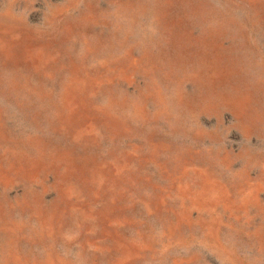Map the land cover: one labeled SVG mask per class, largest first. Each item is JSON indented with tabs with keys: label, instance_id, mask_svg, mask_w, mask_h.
Instances as JSON below:
<instances>
[{
	"label": "rangeland",
	"instance_id": "1",
	"mask_svg": "<svg viewBox=\"0 0 264 264\" xmlns=\"http://www.w3.org/2000/svg\"><path fill=\"white\" fill-rule=\"evenodd\" d=\"M0 264H264V0H0Z\"/></svg>",
	"mask_w": 264,
	"mask_h": 264
}]
</instances>
